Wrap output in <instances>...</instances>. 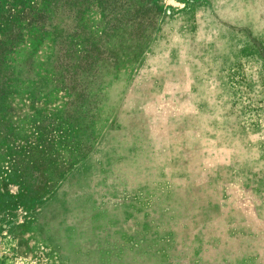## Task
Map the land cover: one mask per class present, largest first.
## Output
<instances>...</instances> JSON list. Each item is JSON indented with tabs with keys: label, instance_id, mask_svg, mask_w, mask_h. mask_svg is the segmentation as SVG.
<instances>
[{
	"label": "rangeland",
	"instance_id": "374dc122",
	"mask_svg": "<svg viewBox=\"0 0 264 264\" xmlns=\"http://www.w3.org/2000/svg\"><path fill=\"white\" fill-rule=\"evenodd\" d=\"M0 264H264V0H0Z\"/></svg>",
	"mask_w": 264,
	"mask_h": 264
}]
</instances>
